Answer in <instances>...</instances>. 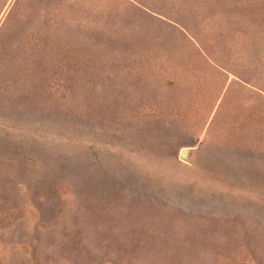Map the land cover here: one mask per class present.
<instances>
[{"label":"rangeland","instance_id":"1","mask_svg":"<svg viewBox=\"0 0 264 264\" xmlns=\"http://www.w3.org/2000/svg\"><path fill=\"white\" fill-rule=\"evenodd\" d=\"M0 264H264V0H0Z\"/></svg>","mask_w":264,"mask_h":264}]
</instances>
